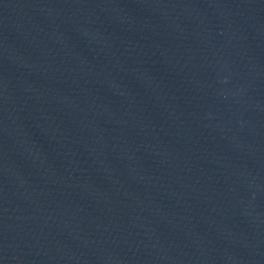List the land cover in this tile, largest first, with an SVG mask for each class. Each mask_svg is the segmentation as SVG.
Masks as SVG:
<instances>
[{
    "label": "water",
    "instance_id": "obj_1",
    "mask_svg": "<svg viewBox=\"0 0 264 264\" xmlns=\"http://www.w3.org/2000/svg\"><path fill=\"white\" fill-rule=\"evenodd\" d=\"M0 264H264V0H0Z\"/></svg>",
    "mask_w": 264,
    "mask_h": 264
}]
</instances>
